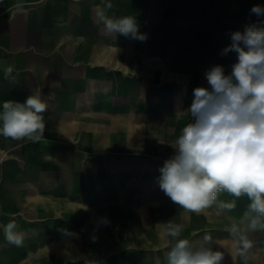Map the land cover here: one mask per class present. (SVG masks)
Instances as JSON below:
<instances>
[{
  "label": "crops",
  "instance_id": "obj_1",
  "mask_svg": "<svg viewBox=\"0 0 264 264\" xmlns=\"http://www.w3.org/2000/svg\"><path fill=\"white\" fill-rule=\"evenodd\" d=\"M107 3L145 39L107 32L95 17ZM254 5L264 0H0V111L38 90L48 105L39 141L0 135V264H167L176 225L181 239L214 237L219 264H264V217L251 227L246 195L220 191L196 213L158 184L205 71L230 74L231 33L264 27Z\"/></svg>",
  "mask_w": 264,
  "mask_h": 264
},
{
  "label": "clouds",
  "instance_id": "obj_2",
  "mask_svg": "<svg viewBox=\"0 0 264 264\" xmlns=\"http://www.w3.org/2000/svg\"><path fill=\"white\" fill-rule=\"evenodd\" d=\"M112 7L107 3L95 12L107 32L145 39L138 33L135 17H109L106 9ZM250 12L264 16V6L254 5ZM230 39L222 54L236 53L237 62L230 74H225L223 66H212L204 73L207 87L193 89V100L186 109L191 122L183 127L172 146L173 154L159 168L158 184L172 202L196 213L209 208L220 191L235 197L246 195L250 204L245 216L258 214L250 217L255 228L264 217V27L248 25L243 32H232ZM12 73L13 67L8 66L4 78L14 80ZM47 108L39 90L23 103L4 101L0 135L39 141L45 132L42 114ZM2 227L9 243H23V233L14 231V222ZM181 233L179 225L168 233L175 243L166 254L167 264H219L222 260V254L214 250L217 240L210 234L189 241L181 239ZM240 240L245 251L252 247L245 236Z\"/></svg>",
  "mask_w": 264,
  "mask_h": 264
}]
</instances>
